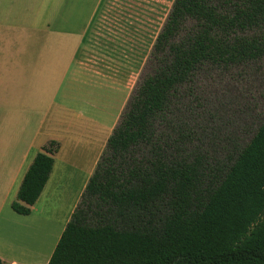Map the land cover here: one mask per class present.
I'll return each instance as SVG.
<instances>
[{"label":"trees","instance_id":"1","mask_svg":"<svg viewBox=\"0 0 264 264\" xmlns=\"http://www.w3.org/2000/svg\"><path fill=\"white\" fill-rule=\"evenodd\" d=\"M247 76L246 117L264 101V0H174L47 264H264V118L247 142L220 137L230 106L207 94ZM59 147L33 159L16 214H30Z\"/></svg>","mask_w":264,"mask_h":264},{"label":"crops","instance_id":"2","mask_svg":"<svg viewBox=\"0 0 264 264\" xmlns=\"http://www.w3.org/2000/svg\"><path fill=\"white\" fill-rule=\"evenodd\" d=\"M150 1L159 4L0 0L3 264L49 261L128 101L127 74L136 66L129 56H144V45L159 34L149 29L156 28L153 19L144 22L143 4ZM106 89L124 93L114 118L110 100L107 106L96 95ZM50 141L60 147L47 183L30 214L18 215L11 203L33 159Z\"/></svg>","mask_w":264,"mask_h":264},{"label":"rangeland","instance_id":"3","mask_svg":"<svg viewBox=\"0 0 264 264\" xmlns=\"http://www.w3.org/2000/svg\"><path fill=\"white\" fill-rule=\"evenodd\" d=\"M158 1L159 4L151 1L148 3L145 2L143 4V10L144 22H147L149 24L150 21L148 19H153L155 22L151 23V25L158 28V30L152 27L147 28H149L153 32L158 31V33H160L163 25L166 22L174 0ZM155 11L159 13H156ZM150 14H153L154 17H151ZM150 35L153 36V33H150ZM154 43L155 42L146 46L144 45V56H129V58H132L133 64H136V66H131L132 69L130 67L127 74L129 89L128 99L132 94L133 90L135 89L143 72L145 71V67L151 56ZM247 80H249L248 83L246 81L241 80L234 82L224 80L220 86L212 89L210 88V85H207V94L211 93L212 95H217L220 102L223 103L225 100V102L230 106V110L227 111H225V108L218 107V115L220 117V120L216 121L218 122V125H214V127H218L220 129V137L235 135L236 138H240L244 142H247L250 136L252 135L253 131L256 129L258 125V120H262L264 118V101H262V103L256 104V108L253 113H251V115L247 117L240 115L242 114V107L244 105L246 106L247 103L252 102L251 97L248 94V90L253 89L252 85L254 87H257V82L254 83V78L252 76H247ZM99 94L105 98V100L107 101V106L109 105L110 100L112 106V116L114 118L118 106L120 105V102L124 96V93H122V89H120L119 91H116L114 89L108 91V89H106V93L104 91L99 92L97 90L96 95L98 96Z\"/></svg>","mask_w":264,"mask_h":264}]
</instances>
